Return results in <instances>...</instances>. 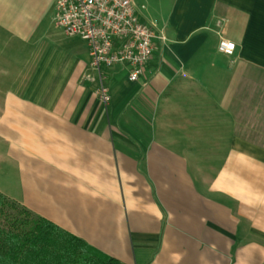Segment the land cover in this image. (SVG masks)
I'll use <instances>...</instances> for the list:
<instances>
[{
    "label": "crops",
    "instance_id": "0c3cea01",
    "mask_svg": "<svg viewBox=\"0 0 264 264\" xmlns=\"http://www.w3.org/2000/svg\"><path fill=\"white\" fill-rule=\"evenodd\" d=\"M133 2L165 38L103 104L55 0H0V193L119 264H264V0Z\"/></svg>",
    "mask_w": 264,
    "mask_h": 264
},
{
    "label": "built area",
    "instance_id": "2783aa9c",
    "mask_svg": "<svg viewBox=\"0 0 264 264\" xmlns=\"http://www.w3.org/2000/svg\"><path fill=\"white\" fill-rule=\"evenodd\" d=\"M55 23L67 36L78 37L87 46L90 68L96 75L95 93L106 104L108 90L105 70L117 64L129 68V79L137 80L151 58L158 36L154 22H146L138 14L133 0H55ZM235 44L225 38L218 50L232 54ZM89 78V77H88Z\"/></svg>",
    "mask_w": 264,
    "mask_h": 264
},
{
    "label": "trees",
    "instance_id": "16d2710c",
    "mask_svg": "<svg viewBox=\"0 0 264 264\" xmlns=\"http://www.w3.org/2000/svg\"><path fill=\"white\" fill-rule=\"evenodd\" d=\"M0 264H119L0 193Z\"/></svg>",
    "mask_w": 264,
    "mask_h": 264
}]
</instances>
